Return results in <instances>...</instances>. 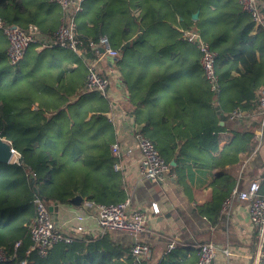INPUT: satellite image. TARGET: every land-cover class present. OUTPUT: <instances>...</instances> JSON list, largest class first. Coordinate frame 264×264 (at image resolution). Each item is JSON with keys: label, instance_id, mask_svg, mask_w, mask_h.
I'll list each match as a JSON object with an SVG mask.
<instances>
[{"label": "crops", "instance_id": "0c3cea01", "mask_svg": "<svg viewBox=\"0 0 264 264\" xmlns=\"http://www.w3.org/2000/svg\"><path fill=\"white\" fill-rule=\"evenodd\" d=\"M17 1L21 2L23 7L17 11L14 17L11 14L10 20L12 19V21L6 22L9 25L25 27L32 23L46 34L55 31L58 27L61 11L53 0ZM217 1L221 2L222 0H204L209 8V13L206 14V17L208 16L210 19L208 21L213 20ZM106 3L107 0H85L81 15L89 11L90 19L85 21L87 29L94 32L95 26L99 30L106 26L113 28L112 2L107 8L108 11L105 12L103 7ZM236 4L239 6L237 0H230L227 7L231 11ZM8 12L11 13V9ZM139 13L138 10L133 9L131 19L139 20ZM196 14L198 18L199 12ZM150 15L148 14L144 21ZM228 15L229 13L220 16L224 17L222 23H225L226 19H228L227 21L233 20V18H227ZM197 18L193 19L192 16L191 21L196 22ZM181 21L182 18L177 17L173 22H165L168 27H160V29L149 27V32L144 36L142 45L125 55L122 64L125 63L126 69L124 68L123 72L119 70L116 58L105 56L102 59L101 64L98 65L99 73L103 78L109 79L110 87L104 94L94 92L102 97H107L109 106L104 112L88 111L83 118V123H88L95 114L103 116L105 122L112 128L113 136L108 149L112 156L111 146L117 143L120 151L119 160L112 156L116 160L113 164V171L122 178V190L125 200L127 198L131 200L130 208L142 209L148 216L140 236L150 243V253L142 264L166 263L169 254L175 250L177 253L173 255V261L182 264H195L198 247L206 240L212 241L217 247L218 253L214 264H250L255 252L256 233L249 223L248 212H246L247 202L236 201L229 211L225 212L221 211L222 201L217 211L220 218L215 224H210L209 219L205 217L200 220L196 219L195 212L192 210L194 204H201L210 197L214 175L220 171L212 164L215 156L232 141L234 132H241L243 127L249 129L253 124L251 122L249 125H245L240 121H231L226 117V112H231L239 107L237 99L241 95V91L249 90V82L236 81V79L240 75L250 72L237 62L238 69L235 70L234 67H231V71L223 78L224 83L221 84L220 92L218 95L214 94L204 78L199 62V50L182 38V30L186 29L182 27ZM146 22L147 27L152 26L150 21ZM262 22L263 24L257 26L252 22L254 26L249 32L250 37L254 38L257 35L259 26L264 27L263 19ZM145 31L146 25L141 26L137 34L142 35ZM104 34L108 37L107 33ZM136 35L133 34L132 41L135 40ZM0 36L4 39V47L7 48V38L1 31ZM220 38L227 40L225 44L229 45L231 49L240 45L239 38L232 39L229 34L220 35ZM91 39L85 42L81 39V41L85 44L92 41ZM256 41L258 43V36ZM93 43L97 44L98 42ZM108 43L111 48H115L110 45L109 40ZM258 44L255 49L257 58L259 51L264 49V37ZM121 46L119 48L122 49ZM100 49L88 48V52L84 56L68 48L51 47L39 51L32 45L27 49L26 59L32 52L45 57L37 59L30 56L24 67L27 70L36 68L39 72H44L47 69L53 70L54 72L49 73L46 77L48 85L51 84L56 90L59 87L58 82H60L64 86L63 94L67 95L74 87L72 86V74L79 68L78 63H82L86 70L82 73L80 83L82 81V91L86 93L84 89L88 72L86 59L94 58L95 51ZM231 49L213 50L219 58L217 63L219 68L225 66L223 63L240 55L239 51L231 52ZM232 65L234 66L231 63ZM261 65L264 69V63ZM77 83L79 82L77 81ZM262 89L264 87H259L256 90L257 98ZM218 99L223 101L221 111L222 114L224 111V115H226L222 120L219 118ZM32 108H36V103L32 104ZM221 126L222 128H220ZM136 130H141L143 133L154 131L155 136L150 139L156 143L161 142L159 153L161 149L162 158L170 166V173L160 183L144 181L139 176L141 154L134 136ZM202 134L205 137L199 139ZM196 136L197 140L189 139ZM157 138L162 141L156 140ZM253 138L257 143L254 152L241 156L236 165L222 169L235 177L236 184L233 189H241L238 188L241 182L249 183V178H253L254 175H256L254 179L261 178L263 180L264 178V125L261 122L254 131ZM177 152L182 156L179 158V165H176L173 158ZM254 157L259 160V166L252 165L251 161ZM81 158L82 155L78 154L77 159ZM115 164H118L119 169H114ZM174 168L178 171H175ZM232 169L235 173H232ZM80 198L79 204L70 203V200L68 203L55 202L50 207L51 211L49 210V212L56 226L65 234L73 237V241L67 245L61 243L54 245L48 256L44 258L47 263L92 264L97 255L107 252L118 264H129V260L133 261L129 252L132 242L130 234L99 233L98 216L94 207L87 208L85 206V203L88 202L86 198ZM154 208L157 209V212H153ZM31 210L34 214L32 204ZM79 217L81 220L78 219ZM76 225H80L83 230L75 231ZM170 242H173L174 246L171 250H167V245ZM193 247L197 252L191 249ZM225 248L229 250V255L225 254Z\"/></svg>", "mask_w": 264, "mask_h": 264}, {"label": "trees", "instance_id": "16d2710c", "mask_svg": "<svg viewBox=\"0 0 264 264\" xmlns=\"http://www.w3.org/2000/svg\"><path fill=\"white\" fill-rule=\"evenodd\" d=\"M111 2L113 28L106 26L99 30L95 26L94 32L87 29L85 21L90 19L89 11L82 15L80 13L76 18V24L84 42L92 38L91 40L97 43L100 37L106 36L104 33L108 34L106 37L110 45L121 50V57L117 59V66L121 72L126 67L125 63L122 64L125 55L142 45L143 38L150 28L168 27L165 22H173L177 17H181L182 27L190 29L194 26L199 29L202 38L212 50L231 49L225 44L227 40H222L220 35L229 34L232 39L239 38L240 45L235 49L232 48L231 52L239 51L240 55L223 63L225 66L222 68H219L217 64L219 61L217 57L216 73L221 85L224 83L223 78L231 71V67L238 69L237 62L244 66L250 73L240 75L236 81L249 82V90L241 91L237 106L248 110L256 109L259 112L256 90L264 87V72L261 79L262 71H264L261 65L264 63V49L259 51L258 58L255 49L264 37V27L259 26L257 35L254 38L250 37L249 32L254 25L250 16L237 4L230 11L227 7L230 0L217 1L213 20L208 21L210 19L206 17V14L209 13V8L204 0H107L103 7L105 12L108 11L107 8ZM257 2L261 7L260 14L264 21V0H257ZM22 7L23 4L17 0H0L1 19L8 22L11 14L14 17ZM10 9L11 13L8 12ZM133 9L140 12L137 21L131 19ZM197 12H199L198 18L196 22H192L191 17ZM226 13H229L227 18H233V20L227 21L226 19V22L222 23L224 17H221ZM148 14L151 15L146 21H150L152 26L147 27L144 18ZM110 19L112 21V18ZM11 21L12 19L9 22ZM145 25L146 31L142 35L137 34L139 28ZM43 33L46 34V32ZM239 33L240 36H238ZM133 34L137 35L132 41ZM3 43L4 39L0 36V138L20 154L22 165L0 163V246L4 247L8 254H12L14 243L20 240L21 246L17 249L16 259L4 263L20 264V261L25 258V249L31 243L27 225L33 219L31 204L34 197L46 202L68 203L73 196L79 195L86 198L88 202L109 204L124 201L125 195L122 190V178L113 171V164L116 160L108 149L113 136L112 128L105 122L103 116L95 114L88 123H83V118L88 111H106L109 100L95 93L97 91L86 93L82 91L80 78L86 70L82 63H78L79 68L72 74V86L74 87L66 95L63 94L64 86L60 82L56 90L51 84L48 85L46 77L54 72L53 70L47 69L39 72L36 68L27 70L24 67L30 56L40 59L45 57L44 55L32 52L27 59L11 67L5 60L6 47ZM120 45L122 49L119 48ZM75 60L79 62L78 59L75 58ZM231 63L234 66H231ZM218 101L219 118L222 120L226 115L224 111L223 114L221 111L223 101L220 99ZM33 103H36V108H32ZM251 119L253 124L249 129L243 127L241 132H234L232 141L213 159L212 164L220 171L214 175L210 197L201 204L192 206L193 212L197 214H194L196 219L200 220L205 217L209 219L210 224L219 221L220 214L217 213L219 205L236 184L235 177L222 169L236 165L241 156L252 154L257 145L253 138L254 131L259 127L262 116L256 113ZM140 132L143 135L147 134L146 137L149 139L155 136L154 131L143 133L140 130ZM202 137H205L204 134L200 135L199 139ZM189 139L197 140L198 137ZM156 140L162 141L160 138ZM160 143L155 142L158 152L161 147ZM78 154L82 155L79 160L77 159ZM160 156L163 157V154L161 153ZM180 157L182 156L179 152L173 155L176 165H179ZM251 163L255 167L260 164L256 157ZM232 173H235L233 169ZM255 177L256 175L253 178L250 177L249 180ZM179 183L181 184V181ZM242 184L243 182L238 188L247 186V184L243 186ZM259 193L264 195V178L260 184ZM191 249L197 252L194 247ZM107 253L97 255L92 264H118L112 260L110 253ZM176 253L177 250L173 251L169 254L166 263L161 264H182L172 260ZM27 264L48 263L46 259L33 255L27 259ZM129 264H133V261L129 260ZM262 264H264V256Z\"/></svg>", "mask_w": 264, "mask_h": 264}, {"label": "built area", "instance_id": "2783aa9c", "mask_svg": "<svg viewBox=\"0 0 264 264\" xmlns=\"http://www.w3.org/2000/svg\"><path fill=\"white\" fill-rule=\"evenodd\" d=\"M62 13L59 26L53 33L45 34L32 23L25 27L9 25L0 17V31L7 38L8 46L5 52V59L9 66H16L24 60L27 49L34 46L35 49L41 51L51 47H60L71 49L79 55H86L88 48H101L95 51L94 58L86 59L88 67L85 79V91H97L104 94L109 85V79L103 78L99 73L98 65L101 64L105 56L120 59L121 53L119 49L111 48L106 36L100 37L97 44L88 41L85 44L80 39L77 30L76 18L83 12L85 0H53ZM239 6L250 16L254 25L263 24L260 14L261 7L257 0H237ZM182 38L194 46L200 53L199 62L202 67L203 75L210 90L217 94L221 90V85L216 73L217 54L210 45L201 36V32L197 28L182 30ZM103 51V52H101ZM259 100L260 110H248L240 107L235 108L227 113V119L231 121H240L246 125L251 123L252 116L256 113L261 114V124L264 125V89L260 91L257 98ZM141 154V162L139 166V176L144 181L162 182L167 174L170 173V166L162 158L156 148L154 141L147 138L139 130L134 133ZM112 156L119 160L120 151L117 143L111 146ZM9 163L22 165L20 154L11 148V157ZM114 169H119L118 164L114 165ZM261 178L250 181L245 188L233 189L229 195L223 200L221 211H229L230 207L236 201L247 202L246 212L249 223L254 231H256V242L254 246V255L250 264H262L264 256V195L259 193ZM53 202H46L38 197H34L32 205L34 214L32 221L27 225L30 244L25 249V258L20 264H27V259L33 255L41 258L48 256L50 250L56 244H71L73 237L65 234L56 226L52 219L49 208L53 206ZM131 200L127 198L123 202L101 204L94 202H86L87 208L94 207L98 216L99 233L105 234L109 232L127 233L131 236V246L129 252L133 257V264H140L147 259L150 251V243L141 238L140 233L144 229L147 215L142 209L130 208ZM157 212V209H153ZM81 220V217L78 218ZM80 225L75 226V231H82ZM21 246V241L17 240L12 249V254H8L4 247L0 246V264L15 260L17 249ZM173 242L167 245V250L173 248ZM225 254L230 252L226 248ZM217 247L212 241L203 242L198 247L197 261L195 264H214L217 256Z\"/></svg>", "mask_w": 264, "mask_h": 264}, {"label": "water", "instance_id": "95a60500", "mask_svg": "<svg viewBox=\"0 0 264 264\" xmlns=\"http://www.w3.org/2000/svg\"><path fill=\"white\" fill-rule=\"evenodd\" d=\"M197 18V14L193 15V19ZM103 52V51H101ZM11 157V145L6 143L2 138H0V163L8 164L9 159ZM79 204L81 202V198L79 196H74L70 203ZM51 211V208H49Z\"/></svg>", "mask_w": 264, "mask_h": 264}, {"label": "rangeland", "instance_id": "374dc122", "mask_svg": "<svg viewBox=\"0 0 264 264\" xmlns=\"http://www.w3.org/2000/svg\"><path fill=\"white\" fill-rule=\"evenodd\" d=\"M252 165H253V164H252ZM247 183H248L247 181H246V182H243L242 186H243V185H246Z\"/></svg>", "mask_w": 264, "mask_h": 264}]
</instances>
